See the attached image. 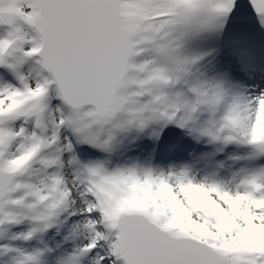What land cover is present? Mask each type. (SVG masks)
Returning a JSON list of instances; mask_svg holds the SVG:
<instances>
[{"label": "snow or ice", "instance_id": "6c2138e0", "mask_svg": "<svg viewBox=\"0 0 264 264\" xmlns=\"http://www.w3.org/2000/svg\"><path fill=\"white\" fill-rule=\"evenodd\" d=\"M0 264H264V0H0Z\"/></svg>", "mask_w": 264, "mask_h": 264}]
</instances>
